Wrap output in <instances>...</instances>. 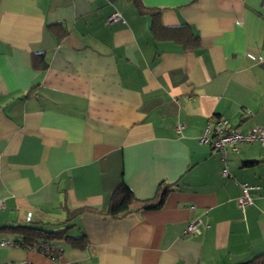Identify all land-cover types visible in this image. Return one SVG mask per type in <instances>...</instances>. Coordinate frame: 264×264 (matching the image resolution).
Returning <instances> with one entry per match:
<instances>
[{
	"label": "crops",
	"instance_id": "crops-1",
	"mask_svg": "<svg viewBox=\"0 0 264 264\" xmlns=\"http://www.w3.org/2000/svg\"><path fill=\"white\" fill-rule=\"evenodd\" d=\"M141 2L165 27L188 24L198 47L156 40L127 0H0V227L86 238L54 240L55 262L21 246L1 247L0 262L235 264L264 252V146L227 153L224 178L198 140L215 118L264 127L263 0ZM113 12L124 21L107 23ZM120 182L139 199L172 187L160 208L111 218ZM241 183L259 188L238 210ZM82 207L100 212L72 215ZM192 222L199 231L184 233Z\"/></svg>",
	"mask_w": 264,
	"mask_h": 264
},
{
	"label": "trees",
	"instance_id": "trees-1",
	"mask_svg": "<svg viewBox=\"0 0 264 264\" xmlns=\"http://www.w3.org/2000/svg\"><path fill=\"white\" fill-rule=\"evenodd\" d=\"M134 7L138 15H147L150 17V32L156 40L172 41L179 44L183 49H194L199 45L198 36L195 35L188 24L165 27L160 21L161 10L158 8L145 7L141 0H127ZM264 4V0H263ZM59 37L66 35L65 31L60 32ZM38 59V60H37ZM39 63H41L39 65ZM33 65L36 68L45 67L43 57H34ZM172 185L160 183L155 194L151 198L139 199L133 192L123 183L120 182L112 191L106 215L111 218H120L128 213L140 210L158 209L164 203L165 197ZM82 212H100L95 209L77 208L72 210V215ZM43 223H22L14 226H2L0 231H11L18 236L14 239L19 246L30 250L36 243L40 241L46 242L51 249L48 251L38 250L39 253L48 258L56 260L62 252L60 245L54 244V240H63L73 248H83L86 244L85 236L73 237L66 235L67 227L56 229ZM235 264H264V252L257 254L249 260L238 262Z\"/></svg>",
	"mask_w": 264,
	"mask_h": 264
},
{
	"label": "built area",
	"instance_id": "built-area-1",
	"mask_svg": "<svg viewBox=\"0 0 264 264\" xmlns=\"http://www.w3.org/2000/svg\"><path fill=\"white\" fill-rule=\"evenodd\" d=\"M107 23L111 22H123V18L118 12L111 13L106 18ZM251 59H254L252 55H249ZM199 142L206 143L209 147L220 155L222 162V168L220 170L221 176L224 178L230 177L228 167L226 164L227 153H235L239 150L240 145L258 143L264 146V127L256 126L247 132H241L231 125L227 119L215 118L213 121L208 122L201 134L198 137ZM241 193L234 200V205L238 210H243L245 207L253 203L252 191L258 189V186L250 185L248 183H241ZM3 203L0 201V208ZM198 223L192 222L186 225L184 233H197ZM19 246L14 240H10L6 237L0 238V247H14ZM32 251L38 252V250L48 251L51 247L43 241L36 243L33 247L29 248ZM39 253V252H38ZM51 259V258H50ZM52 261H56L51 259ZM0 264H27L25 262L13 263V262H0ZM62 264H70L68 262Z\"/></svg>",
	"mask_w": 264,
	"mask_h": 264
},
{
	"label": "rangeland",
	"instance_id": "rangeland-1",
	"mask_svg": "<svg viewBox=\"0 0 264 264\" xmlns=\"http://www.w3.org/2000/svg\"><path fill=\"white\" fill-rule=\"evenodd\" d=\"M60 226H63V225H60ZM2 237H6V238L12 240L11 232H3L2 234H0V238H2ZM4 250H5V248L0 247V256L3 254Z\"/></svg>",
	"mask_w": 264,
	"mask_h": 264
}]
</instances>
